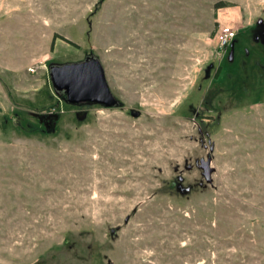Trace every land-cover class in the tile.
Here are the masks:
<instances>
[{
  "label": "rangeland",
  "instance_id": "rangeland-1",
  "mask_svg": "<svg viewBox=\"0 0 264 264\" xmlns=\"http://www.w3.org/2000/svg\"><path fill=\"white\" fill-rule=\"evenodd\" d=\"M262 36L264 0H0V264H264ZM89 59L114 106L53 87Z\"/></svg>",
  "mask_w": 264,
  "mask_h": 264
},
{
  "label": "water",
  "instance_id": "water-1",
  "mask_svg": "<svg viewBox=\"0 0 264 264\" xmlns=\"http://www.w3.org/2000/svg\"><path fill=\"white\" fill-rule=\"evenodd\" d=\"M50 77L53 87L63 91L71 104L88 102L105 107L116 104L106 84L103 69L95 59L53 67L50 69ZM131 115L136 117L138 113L131 111ZM201 167L205 178L209 179V161L202 162Z\"/></svg>",
  "mask_w": 264,
  "mask_h": 264
},
{
  "label": "trees",
  "instance_id": "trees-1",
  "mask_svg": "<svg viewBox=\"0 0 264 264\" xmlns=\"http://www.w3.org/2000/svg\"><path fill=\"white\" fill-rule=\"evenodd\" d=\"M252 42H255V43H262L260 40H251ZM86 61V60H85ZM261 67V69L263 70L264 69V65H258V71H259V68ZM205 69V68H204ZM220 72H221V66H218L217 67V69L215 70V72L213 73V75H212V78L213 79H217L218 78V76L220 75ZM203 74H205L206 76L208 75V68L206 69V70H204V73ZM201 79V78H200ZM63 95L64 96H66L65 95V93H63ZM213 98V96H208V98H206V95L204 96V98L202 99V104L201 105H203L204 107H205V110H206V112H214V111H216L217 113L219 112H221L222 110H220L219 108H217V106L215 105V103H214V99H212ZM67 100V99H66ZM204 100H206L207 101V103L206 104H203V101ZM68 102V101H67ZM69 103V102H68ZM217 103H219L218 101H217ZM69 104H71V103H69ZM78 104H94V103H88V102H81V103H76V104H71V105H78ZM190 106V107H189ZM191 106H193V108L191 109ZM196 107H198V105H194V104H191V103H188V104H186L184 107H183V110H184V113H186V112H191V110H193V109H195ZM226 111V110H225ZM218 113V114H219ZM199 116H201V115H199ZM207 117H210L211 115H206Z\"/></svg>",
  "mask_w": 264,
  "mask_h": 264
},
{
  "label": "built area",
  "instance_id": "built-area-1",
  "mask_svg": "<svg viewBox=\"0 0 264 264\" xmlns=\"http://www.w3.org/2000/svg\"><path fill=\"white\" fill-rule=\"evenodd\" d=\"M235 32L232 28L230 27H223L221 28L217 34H216V41H217V46L221 50L225 48L229 42L231 41L232 38H234ZM30 71H34V69H29Z\"/></svg>",
  "mask_w": 264,
  "mask_h": 264
},
{
  "label": "flooded vegetation",
  "instance_id": "flooded-vegetation-1",
  "mask_svg": "<svg viewBox=\"0 0 264 264\" xmlns=\"http://www.w3.org/2000/svg\"><path fill=\"white\" fill-rule=\"evenodd\" d=\"M262 37H264V36H262Z\"/></svg>",
  "mask_w": 264,
  "mask_h": 264
}]
</instances>
